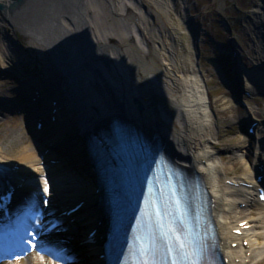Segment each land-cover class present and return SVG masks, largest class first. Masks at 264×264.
I'll list each match as a JSON object with an SVG mask.
<instances>
[{
	"label": "bare ground",
	"instance_id": "1",
	"mask_svg": "<svg viewBox=\"0 0 264 264\" xmlns=\"http://www.w3.org/2000/svg\"><path fill=\"white\" fill-rule=\"evenodd\" d=\"M73 1L74 4L61 0L6 1L5 4L12 5L9 6L12 25L8 23L10 30L0 27V35L7 40L2 53L9 61L17 60L12 68L20 71L16 80L22 78L29 82L24 93L18 92L20 98L30 100L33 91L41 89L43 92V84L50 83L47 89L62 106L56 113L58 122L43 134L44 141L0 144V163L17 168L11 174L17 178L16 185L29 202H32L31 192L41 196L50 194L57 206L75 200L86 201L79 213L63 219L62 228L51 233L58 236L56 239L67 237L71 241L69 251L73 259L62 264H100L95 246L83 244L87 231L94 227L93 207L100 197L96 193L97 180L91 171L87 174L88 155L82 143H73V136L81 134L84 139L102 122L112 118H122L152 137L163 138L181 163L203 175L215 200L221 231L231 239L230 245L241 243L236 250L227 248L232 264H237V258L241 259L240 264H264V204L258 194L253 197L242 185H253L254 189L260 186L257 177L264 170V121L256 128L255 140L261 143L252 159L248 139L253 136L247 132L240 135L236 144L224 146L242 167L241 174L230 176L229 167L215 160L216 140L206 139L212 122L208 89L197 75L185 74L176 60L177 49L173 43L176 37L169 18L174 0H142L155 14L160 29L157 32L149 28L141 0ZM150 1L159 4V8L153 7ZM125 3L135 14L127 13ZM224 7L225 0H219V11L223 15ZM253 16L256 20L251 38L259 42L256 46L259 57L253 61L252 69H247L242 59L234 60L233 77L239 79L234 88L237 99H242L245 91L264 92V78L259 79L258 73V69L264 71V0L255 4ZM0 19L5 21L1 14ZM216 69L220 73L219 67ZM249 73H258L259 80L256 78L252 83ZM42 79H46L43 84ZM41 94L39 104L49 108L46 95L49 93ZM3 103L9 104V101L0 99L1 106ZM39 104L35 113L43 110ZM30 111L24 110L25 115ZM248 113L253 122L258 121L251 108ZM46 150H49L47 155ZM46 175L53 189L48 192L44 191L45 181H50ZM226 180L233 185H225ZM236 204H245L247 208H226V205ZM249 207H260V210L253 215ZM243 222L248 229L240 227ZM238 229L242 230V235H233V230ZM244 241L248 242L247 247ZM55 249L48 248L49 251ZM3 264L56 263L40 255L34 247L27 257Z\"/></svg>",
	"mask_w": 264,
	"mask_h": 264
},
{
	"label": "rangeland",
	"instance_id": "2",
	"mask_svg": "<svg viewBox=\"0 0 264 264\" xmlns=\"http://www.w3.org/2000/svg\"><path fill=\"white\" fill-rule=\"evenodd\" d=\"M258 1L225 0V14L223 15L219 11V0H174L169 14L171 28L176 37L173 43L177 49L176 60L178 65L181 70L185 71V74L197 75L203 81L212 101L210 110L212 122L209 125V130L206 131V139L213 137L216 140L218 150L215 153V160L229 167V174L232 177L242 173L241 163L232 156L231 150H226L224 146L231 147L237 143L243 132L246 133L250 117L243 106L233 101L232 93L220 81L215 67L208 63V59L217 61L227 74L226 77L231 76L233 69L231 44L232 48L239 54L238 58H242L246 68H253V61L255 62L259 57V50L256 49L259 42L251 38L253 34L251 30H254L253 23L256 20V17H251V15ZM151 4L153 7L159 8V4L153 2ZM140 6L150 24L149 28L156 32L159 31L152 9L148 5L146 6L143 1ZM124 8H126L127 13L135 14L126 3ZM225 20L228 22L227 25L223 22ZM189 24L192 25L191 28L193 29H189ZM199 25L201 26L203 42L197 45L195 34ZM226 26L230 29L227 30ZM0 27L1 30H10V27L3 21H0ZM2 38H4L3 35H0V68L3 65L7 68L9 67L8 62L16 64L17 60L11 58L12 60L9 61L2 53L3 44H7V40L5 38L2 40ZM232 38L234 40L230 43ZM19 45L23 46L22 43ZM6 54L10 55L8 52ZM17 86L18 84L14 79L0 71V96L7 95L14 98L16 95L12 90ZM242 98L247 107L254 111L255 119H258L259 122L264 121V96L255 95L251 98L242 96ZM2 113L4 116H0V144L15 145L22 140L25 143H32V138L26 129L24 116ZM243 119L247 120L244 122ZM255 136L257 137V129H255ZM248 144L249 158L252 159L254 150L259 145L252 138L248 139ZM225 182L229 185L231 183L230 180ZM225 182L223 183L225 184ZM247 189L249 190V188ZM250 192L252 194V191ZM256 195L254 192L253 196ZM244 206V204L226 205V208L239 207L243 210L247 208ZM249 210L253 215H257L260 207H249ZM233 253L235 254V252ZM239 261L240 259L237 258L236 263Z\"/></svg>",
	"mask_w": 264,
	"mask_h": 264
},
{
	"label": "snow or ice",
	"instance_id": "3",
	"mask_svg": "<svg viewBox=\"0 0 264 264\" xmlns=\"http://www.w3.org/2000/svg\"><path fill=\"white\" fill-rule=\"evenodd\" d=\"M44 191L48 192L47 181ZM185 211L176 189L161 191L159 198L150 204L147 222L128 248L129 259L125 264H202L203 245L184 222Z\"/></svg>",
	"mask_w": 264,
	"mask_h": 264
},
{
	"label": "water",
	"instance_id": "4",
	"mask_svg": "<svg viewBox=\"0 0 264 264\" xmlns=\"http://www.w3.org/2000/svg\"><path fill=\"white\" fill-rule=\"evenodd\" d=\"M12 2L14 1V0H11ZM36 1V0H35ZM43 1H48V0H43ZM63 3L65 2V3H69V2H71V3H73L74 1L73 0H61ZM74 4V3H73ZM14 5H15V3H14ZM19 5V4H18ZM79 5V4H78ZM40 7H43V5L42 6H40ZM79 8V7H78ZM4 10H5V5L3 4V3H0V12H4ZM43 10H44V8H43ZM12 15V10H11V14H10V16ZM26 16V15H25ZM8 22L11 24V21L8 19ZM50 84V83H49ZM51 85V84H50ZM136 103H138V101H135ZM139 107H140V110H142V105L139 103Z\"/></svg>",
	"mask_w": 264,
	"mask_h": 264
}]
</instances>
